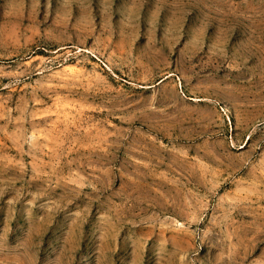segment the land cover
<instances>
[{
	"label": "rangeland",
	"instance_id": "obj_1",
	"mask_svg": "<svg viewBox=\"0 0 264 264\" xmlns=\"http://www.w3.org/2000/svg\"><path fill=\"white\" fill-rule=\"evenodd\" d=\"M0 264H264V0H0Z\"/></svg>",
	"mask_w": 264,
	"mask_h": 264
}]
</instances>
